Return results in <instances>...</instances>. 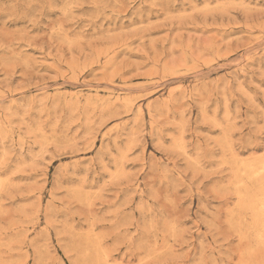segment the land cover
<instances>
[{
    "label": "rangeland",
    "instance_id": "1",
    "mask_svg": "<svg viewBox=\"0 0 264 264\" xmlns=\"http://www.w3.org/2000/svg\"><path fill=\"white\" fill-rule=\"evenodd\" d=\"M263 197L264 0H0V264H264Z\"/></svg>",
    "mask_w": 264,
    "mask_h": 264
},
{
    "label": "bare ground",
    "instance_id": "2",
    "mask_svg": "<svg viewBox=\"0 0 264 264\" xmlns=\"http://www.w3.org/2000/svg\"><path fill=\"white\" fill-rule=\"evenodd\" d=\"M251 176H253V175H251ZM262 196H263V195H262ZM263 198H264V197H263ZM263 198H262V199H263ZM261 201H263V200H260V202H261ZM260 204H261V203H260ZM261 205H262V204H261ZM263 211H264V210H263ZM262 214H264V213H262Z\"/></svg>",
    "mask_w": 264,
    "mask_h": 264
}]
</instances>
